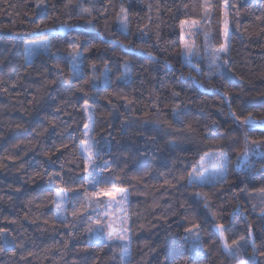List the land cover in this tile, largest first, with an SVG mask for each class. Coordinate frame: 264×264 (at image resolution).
<instances>
[{
  "label": "trees",
  "instance_id": "1",
  "mask_svg": "<svg viewBox=\"0 0 264 264\" xmlns=\"http://www.w3.org/2000/svg\"><path fill=\"white\" fill-rule=\"evenodd\" d=\"M226 11L221 73L208 48L224 46ZM206 21L186 62L182 26ZM41 39L48 51L26 63ZM262 149L264 0H0V264H124L120 244L95 236L93 193L108 189L128 193V264H240L220 225L247 264H264ZM214 150L229 157L226 177L190 184Z\"/></svg>",
  "mask_w": 264,
  "mask_h": 264
},
{
  "label": "rangeland",
  "instance_id": "2",
  "mask_svg": "<svg viewBox=\"0 0 264 264\" xmlns=\"http://www.w3.org/2000/svg\"><path fill=\"white\" fill-rule=\"evenodd\" d=\"M208 22L206 21V24L202 22H184L182 26V46H183V56L186 60V62H189L193 55L196 52V39L200 32L206 31L208 29ZM227 33V35H225ZM230 28L228 23V13L225 12L224 15V46L227 47V52L217 51V52H211L212 49L208 48V57L211 61L216 62V64L219 66V72L226 73V65H221L220 62H225L224 56L228 54L229 49V42H230ZM207 37V36H206ZM46 39L40 40H32L27 45L32 46H38L36 48L35 54L31 55L29 57L30 61L33 60L34 56L40 52H47L48 48L45 44ZM222 47V48H223ZM189 51H191V55H189ZM219 57V59H215V57ZM224 64V63H223ZM85 111L87 115V125L85 127V141L81 144V149L83 153L86 156V166H87V183L88 187L91 188L92 192L96 190L95 184L97 182L98 177V170L96 166L95 161V155L93 157V160L90 162L88 157V152L85 151V149L91 145L92 150L94 152L93 148V137H92V131H93V117H92V108L89 104L85 105ZM252 122L248 121L246 126H251ZM264 152V149H262ZM246 155L251 159L253 156L256 157L255 153L251 148L247 147V150L245 151ZM95 153V152H94ZM228 161L229 157L226 153L219 150H214L208 154H206L203 159L200 161L199 165L196 170H198L197 174H199L200 171H203L204 176L207 177V180L203 183H213L223 180L226 177L227 174V167H228ZM241 162H245L246 159L243 155L240 159ZM203 164V168L201 165ZM222 167H219L221 166ZM193 172V171H192ZM91 180V182H90ZM200 183V182H198ZM115 189H108L103 191H95L93 193V199H92V206L93 211L96 213L97 216L102 215L101 223L98 222V218L95 220L98 222V226L96 229L95 236L100 241L105 242H113L118 243L122 247L125 245L129 246L130 249V218L128 213V204H129V198L127 191H123L122 194H117ZM102 192H106L107 194H102ZM60 193L59 203H62V208L57 210V214L60 218H65V208H66V202H67V192L64 190L58 191ZM101 196V197H100ZM115 196V199H112V197ZM126 197V198H125ZM102 212H98V210H101ZM126 230V231H125ZM111 233V238H109V234ZM120 236L126 237V239H119ZM248 244V243H247ZM240 249V264H247L245 260V252L246 248L244 245L240 244L238 245ZM131 256V251H130ZM129 258H126V260Z\"/></svg>",
  "mask_w": 264,
  "mask_h": 264
},
{
  "label": "snow or ice",
  "instance_id": "3",
  "mask_svg": "<svg viewBox=\"0 0 264 264\" xmlns=\"http://www.w3.org/2000/svg\"><path fill=\"white\" fill-rule=\"evenodd\" d=\"M123 11V9H122ZM90 14V13H89ZM225 35H227V33H225ZM38 46L32 45H26L25 46V62L26 63H30V59L29 57L33 54H35L36 48ZM76 47H78L77 45H73V48L75 49ZM220 51L222 52H227V47H223L220 49ZM189 55H191V51H189L188 53ZM75 59V57H74ZM215 59H219V57H215ZM85 151L88 152V157H89V161L91 162L93 160V157L95 155V153L92 150V146L89 145ZM246 159V157H245ZM201 167L203 168V164L201 165ZM219 167H222L219 166ZM198 170L194 169L192 173L188 174V181L190 184H195L197 182L203 183L207 180V177L204 176L203 171H200L199 174H197ZM91 182V180H90ZM117 194H122L123 193V189H115L114 190ZM102 194H107L106 192H102ZM57 196H60V193H57ZM126 198V197H125ZM112 199H115V196L112 197ZM62 208V203H58L57 204V210L59 212V210ZM197 228L199 227L198 225L196 226ZM3 230L0 229V232H2ZM126 231V230H125ZM185 231L187 233H189L190 235L188 237H186V239L191 240V253L193 258L198 257L201 254L202 251V246H201V240H200V233L198 231H194L193 229L189 228V229H185ZM219 235L222 241H224V248L226 251L230 252L231 254H233L234 256H239L240 255V249L238 246L233 247V245H235V242H233L232 245H230L225 237V230L223 228V225L219 226ZM109 238H111V233L109 234ZM119 239H126V237L124 236H120ZM3 249L0 248V251H2ZM126 258H130V249L128 245H125L121 248L120 250V259L122 262H124V264H128V261L126 260Z\"/></svg>",
  "mask_w": 264,
  "mask_h": 264
}]
</instances>
